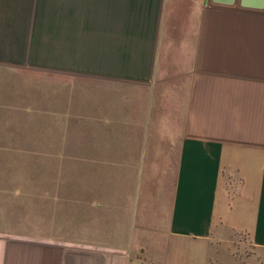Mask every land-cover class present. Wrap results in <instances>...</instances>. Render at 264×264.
I'll return each mask as SVG.
<instances>
[{
    "label": "crops",
    "instance_id": "crops-1",
    "mask_svg": "<svg viewBox=\"0 0 264 264\" xmlns=\"http://www.w3.org/2000/svg\"><path fill=\"white\" fill-rule=\"evenodd\" d=\"M230 234L264 260V0H0V264Z\"/></svg>",
    "mask_w": 264,
    "mask_h": 264
},
{
    "label": "rangeland",
    "instance_id": "rangeland-1",
    "mask_svg": "<svg viewBox=\"0 0 264 264\" xmlns=\"http://www.w3.org/2000/svg\"><path fill=\"white\" fill-rule=\"evenodd\" d=\"M228 237L227 242L212 241L211 246L195 247L191 251L177 247L167 251L166 245L149 244L151 253L157 258H161L155 264H235L234 261L245 262L244 258L249 256H251V264H264V260L258 258L260 257L258 250L253 249L247 235L230 234ZM134 258L135 263L133 264H143L142 260H139L143 258V254L137 251Z\"/></svg>",
    "mask_w": 264,
    "mask_h": 264
}]
</instances>
